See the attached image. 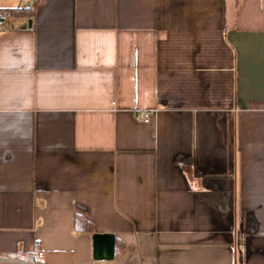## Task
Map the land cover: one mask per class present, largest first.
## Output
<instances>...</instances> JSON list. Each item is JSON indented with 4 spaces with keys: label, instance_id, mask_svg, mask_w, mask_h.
Listing matches in <instances>:
<instances>
[{
    "label": "crops",
    "instance_id": "0c3cea01",
    "mask_svg": "<svg viewBox=\"0 0 264 264\" xmlns=\"http://www.w3.org/2000/svg\"><path fill=\"white\" fill-rule=\"evenodd\" d=\"M98 233L109 264H264V0L0 18V254L91 264Z\"/></svg>",
    "mask_w": 264,
    "mask_h": 264
},
{
    "label": "built area",
    "instance_id": "2783aa9c",
    "mask_svg": "<svg viewBox=\"0 0 264 264\" xmlns=\"http://www.w3.org/2000/svg\"><path fill=\"white\" fill-rule=\"evenodd\" d=\"M30 3L32 0H27ZM26 1V2H27ZM3 16V13L0 11V18ZM152 114L151 110H145L138 112L136 116L142 121H147L150 115ZM0 264H44L43 262V253L38 251L37 253L29 252H7L0 254ZM91 264H109L106 261L94 260Z\"/></svg>",
    "mask_w": 264,
    "mask_h": 264
},
{
    "label": "water",
    "instance_id": "95a60500",
    "mask_svg": "<svg viewBox=\"0 0 264 264\" xmlns=\"http://www.w3.org/2000/svg\"><path fill=\"white\" fill-rule=\"evenodd\" d=\"M114 254V238L111 234L92 235V255L94 260L109 261Z\"/></svg>",
    "mask_w": 264,
    "mask_h": 264
},
{
    "label": "trees",
    "instance_id": "16d2710c",
    "mask_svg": "<svg viewBox=\"0 0 264 264\" xmlns=\"http://www.w3.org/2000/svg\"><path fill=\"white\" fill-rule=\"evenodd\" d=\"M36 0H32L30 2V5L23 7V8H13L9 10L1 11L4 15H21V14H30L31 10L33 9V4ZM74 229L76 231H93V226L85 220L83 217L75 214L74 215ZM122 248V244L116 246V251L120 250Z\"/></svg>",
    "mask_w": 264,
    "mask_h": 264
}]
</instances>
